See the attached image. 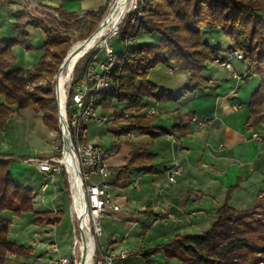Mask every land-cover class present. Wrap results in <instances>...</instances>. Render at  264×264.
<instances>
[{"label": "crops", "instance_id": "1", "mask_svg": "<svg viewBox=\"0 0 264 264\" xmlns=\"http://www.w3.org/2000/svg\"><path fill=\"white\" fill-rule=\"evenodd\" d=\"M107 5L109 7L108 0H0V38H17L13 23L15 14L20 11L37 17L34 10L53 12L63 8L80 18ZM6 13L11 15L8 24L3 22ZM29 29V38L13 46L12 53L14 55L15 48L20 46L25 48L26 55L35 50L40 52L31 61L20 65L17 62L22 68L32 67L43 53L44 35L40 30ZM32 34H39V46L32 44ZM146 38L144 34L141 42L145 43ZM201 38L205 44L219 50L217 57L229 62L232 72L210 63L202 73L208 82L206 89H199L179 101L164 97L145 99L141 112L156 117L153 133L132 132L133 139L120 136L111 140V143H118V153L108 161L112 172L109 185L113 203L119 210L107 209L105 215L112 229L108 241L101 246L130 252L125 260L113 264H138L141 259L146 263V258L154 264L156 256H163L162 252L152 253L154 249L178 237L207 230L215 212L225 202L237 211H245L255 208L259 200L264 199V119L258 125H253L249 119L248 97L250 99L253 91L249 93V86L244 85L248 64L230 54L234 46L219 30L204 28ZM148 81L157 87V91L174 94L189 83V73L173 64H158L150 70ZM240 96L248 100L247 103L240 101ZM195 117L210 119V123L198 129L192 122ZM252 133H258L260 140L252 139ZM56 137V131L43 124L41 113L34 108L13 109L0 129V158L12 160L9 173L17 186L29 187L35 195L34 185L28 177L30 172L45 179L56 176L41 173L28 162L34 158L52 157ZM12 140L19 146H13ZM123 140L127 141V146H122ZM111 143L103 147L109 149ZM137 146L146 147L151 159L143 167L131 168L127 181L118 173ZM174 166L179 167L180 172L172 183L168 179V170ZM135 181L137 189L132 187ZM37 192H41L40 187ZM44 196L45 191L37 195L40 201L34 203V209L53 211L37 209L40 203L43 205ZM160 216L170 219L152 226L151 221ZM32 225L38 231L50 233L57 241H69L70 232L59 236L53 225ZM137 231H141L139 243L131 238ZM152 231L155 235L145 247V235ZM167 261L166 264H182L176 259Z\"/></svg>", "mask_w": 264, "mask_h": 264}, {"label": "trees", "instance_id": "2", "mask_svg": "<svg viewBox=\"0 0 264 264\" xmlns=\"http://www.w3.org/2000/svg\"><path fill=\"white\" fill-rule=\"evenodd\" d=\"M107 9L108 5L77 18L72 12L56 8L54 12L59 19L53 26L30 19L23 11L15 14L13 28L17 38H0V97L3 98L0 129L13 109L32 107L41 113L47 128L58 130V104L53 83L71 44L68 29L73 20L81 19L88 30L81 39L87 38ZM28 27L44 35L43 53L32 67L22 68L17 65L12 47L29 38ZM204 28L219 30L248 64V77L258 79L249 99V119L253 125L264 119V0H138L136 9L121 22L115 40L109 42L114 54L110 74L112 86L100 92L94 104L95 108L110 113L112 123L118 125L115 139L132 132L153 133L156 117L141 112L145 99L164 97L179 101L207 88L208 82L202 73L210 61L219 59V50L202 41ZM144 34L156 38L155 42L139 43ZM116 44L120 49L114 50ZM96 52L90 49L79 59L73 70L72 84L82 77ZM87 55L86 64L78 67ZM168 63L189 73V83L174 94L157 91L148 81L152 68ZM41 81L47 83L45 90L37 87ZM71 101L70 94L68 106ZM116 104L124 107L118 110ZM150 159L146 147H134L118 175L128 181L129 170L145 166ZM11 163V159L0 158V264H5L8 255L28 258L33 253L30 246L8 239L12 217L28 215V221L34 225H57L62 219V210L38 212L34 209L33 190L12 181ZM5 212L11 217H4ZM159 252L166 259H176L182 264H264V199L259 200L255 208L245 211H237L225 202L215 212L206 231L178 237L152 253ZM146 264H152L148 258Z\"/></svg>", "mask_w": 264, "mask_h": 264}, {"label": "built area", "instance_id": "3", "mask_svg": "<svg viewBox=\"0 0 264 264\" xmlns=\"http://www.w3.org/2000/svg\"><path fill=\"white\" fill-rule=\"evenodd\" d=\"M116 33L117 30L99 45L98 51H103L106 58L99 63L93 58L82 77L74 84H72L73 79L71 80L64 106L61 107L59 104L57 117L59 140L53 143V151L59 157L28 160L41 173L50 176L64 174L70 191L68 210L72 225L69 245L63 251L54 236L48 232L37 231L35 233L37 239L30 240L29 243L31 248L33 245L36 246V250L32 248L35 264H113L129 256L130 252L127 250L105 249L98 243L102 235L101 218L109 208L114 211L119 210V207L113 203L110 193L109 178L112 172L108 166V161L118 153V143L113 141L111 147L105 149L102 145L88 139L86 127L89 122L101 124L111 120V117L100 116L94 104L96 96L112 86L110 74L114 54L109 40ZM230 53L233 57L242 58L238 51L233 50ZM210 63L224 66L232 72V67L226 60L213 59ZM70 94L72 103L68 106L67 100ZM192 122L196 128L201 129L210 123V119L195 117L192 118ZM122 136L133 139L132 133ZM168 137L172 139V136ZM251 137L254 140H260L258 133H252ZM65 146H70L73 150L77 176L74 186L71 183L73 171L63 162ZM179 172V167H171L168 170L169 181L174 183ZM132 187L138 188L136 181L132 183ZM46 188L47 184H42L40 191L44 192ZM56 211L53 210V212ZM169 219V216H160L153 219L151 225L166 223Z\"/></svg>", "mask_w": 264, "mask_h": 264}, {"label": "rangeland", "instance_id": "4", "mask_svg": "<svg viewBox=\"0 0 264 264\" xmlns=\"http://www.w3.org/2000/svg\"><path fill=\"white\" fill-rule=\"evenodd\" d=\"M113 1L114 0H111L109 2V7H108L103 19L108 14ZM131 3L132 4H130V6L128 7V10L126 11V13L124 14L122 20L119 22V24L117 25V27L115 29V30H117V33L119 31L118 28H119L121 22L123 21V19L125 17H127L128 14H130L131 12H133L135 10L134 9V5L135 4H136V7H137L138 0H132ZM33 12H35V14L38 15V16L37 17L36 16H34V17L33 16H29L30 19L41 20V21H43L44 24H47V25L53 26L54 25V21L56 19H59L58 14L55 13L54 11L52 12V11H47V10H44V9H39V10L37 9V10H34ZM9 16L11 17V15L8 14V13L4 14L3 18H6V19H4L5 21H3V22L6 23V21H7V24H8V19H9L8 17ZM72 22L74 24L72 23V25L69 27L68 33H67L68 36L71 39V44H70V47H69L68 51L70 50V48L73 45L77 44L78 42L84 41L86 38L85 39H81V38L84 37L85 34L88 31L87 27L82 24V20L81 19H79L77 21L73 20ZM75 22H77V23L75 24ZM99 24H98V26H99ZM96 28L93 30V32L96 30ZM27 29L30 30L29 27ZM115 30H113L111 33H113ZM111 33H108L107 35H105L104 38H102L100 41H98L91 48L92 51H95V52L97 51L96 54H95V58H94V60L97 63L103 61L106 58L105 53L103 51H98V49H99L100 43L103 42L104 40H106V38H108L109 35H111ZM146 36H147V38L144 41L145 43L153 44L155 42L154 40L156 38H154L153 36H148V35H146ZM10 38L13 39L14 36H9L7 39H10ZM38 38H39V34H36V35L32 34L31 40H32V44L34 46H39V42L37 41ZM113 38H114V36H111L109 42H111V40ZM114 40L115 39H113V41ZM141 41L142 40L139 39V43H142ZM118 49H120V45L116 44V46L114 47V50H118ZM68 51H67V53H68ZM39 52L40 51L35 50L30 55H26L25 48L20 46V47H16L15 48L14 56H16V60L19 63L18 65H20L21 63H26V61H31L32 59L38 57ZM88 56L89 55H87L85 59L83 58V59L80 60V62L78 64V67L82 68L86 64ZM209 64H210V62H209ZM73 70H74V68H73ZM57 73H58V71H57ZM57 73H56V75H57ZM73 76H74V73L72 71V73L70 75H68V78H70V80L65 86L66 92L68 91V88L70 86L71 80L73 79ZM244 80L247 81L246 83H244V85L249 86V89H250L249 93H251V91H254L253 89H255V87H257V85L259 83L258 79L256 77H248V73L244 77ZM53 86H54V91H55V95H56L55 81L53 83ZM32 87H34V86H31V88ZM37 87L40 88L41 90H45L47 88V83L45 81H41V82H39L37 84ZM241 96L239 98L240 101H242L244 103H247V101L249 100V97H248V100H246L245 98H243ZM56 100H57V97H56ZM116 107H117L118 110H121L124 107V105L123 104H116ZM98 110H99V115L100 116H108V117H110V115H111L108 112L101 111L100 108H98ZM86 127H87L88 139L90 141L98 143V144H100L102 146L110 145L111 140L114 138V132L117 131V129H118V125H114L111 120L106 122V123H101V124H98V123H95V122H89L86 125ZM6 130H8V129H6ZM56 134H57L56 139H57V142H58V140H59L58 130H56ZM11 142L13 143V146H15V147L19 146V145L15 144L14 140H12ZM122 144H123L122 146H127V141L123 140ZM17 151H20V150H17ZM121 155H123V152H121ZM52 157H59V156L54 153V155ZM28 177L30 178L31 182L33 183L34 189H35L34 190L35 191V195H33V196H35L34 199H33V204L34 203L36 204V203H38L40 201L38 199V197H37V195L41 193V192L40 193L37 192L39 187H40V185H42L44 183L48 184V188H46V190H45V196H44L43 205L40 203L37 206V209H40V210H51V209H53V210H57L58 212H59V210H62V219H61L60 223L57 224V225H53V226H55V229H54L55 233H57L59 236H62L66 232H70L71 225H72L71 221H70L69 210H68V208L70 206V191H69V185H68L66 176L58 174L54 178L45 179V178L40 177L38 175L32 174L30 172ZM3 216L6 217V218H10L11 217L8 212H5L3 214ZM27 217H28V215H25V217H12V224L9 227L8 239L10 241L16 243V244L29 247L30 246V244H29L30 240H36L37 239V237H35V233L38 231V229L35 226H33L26 219ZM109 222L110 221L108 220V216H106V215L103 216L101 221H100V224H101V227H102V235L98 239V243L100 245H103V244H105L108 241V234L111 232V229H112L109 226ZM41 225H45V224H41ZM204 231H206V230H204ZM39 232L42 233L43 231L39 230ZM154 232L155 231L146 233L145 237H146L147 241H145V245H144L145 247L149 246L148 242H150L151 238L155 235ZM203 232H201V233H203ZM140 233H141V231H137V232H133L132 233L131 238H132V240L135 243L136 242L139 243L141 241V239L139 238ZM58 245L64 251L68 247L69 241H67V239H64L62 241H58ZM150 246L154 247V244H151ZM32 248L34 250H36V246L33 245ZM153 261H154V264H166L168 262L167 259H164V257L162 255L156 256ZM5 264H35V263H34L32 255L30 257H28V258L19 257V256H15V255H8ZM138 264H146V263H145V261L143 262V260L141 259V260H139Z\"/></svg>", "mask_w": 264, "mask_h": 264}, {"label": "bare ground", "instance_id": "5", "mask_svg": "<svg viewBox=\"0 0 264 264\" xmlns=\"http://www.w3.org/2000/svg\"><path fill=\"white\" fill-rule=\"evenodd\" d=\"M132 0H114L111 8L106 15V17L101 22L100 27L97 31L86 41L78 42L70 48L69 56L67 57L63 67L61 68L57 76V90L58 98L61 107L64 106L66 99L65 86L69 82L70 75L77 61L81 58L84 52L89 51L98 41L104 38L105 35L111 33L116 29L119 22L122 20L124 14L128 10ZM63 162L69 167L73 173L71 174V183L74 186V181L76 180L75 175V161L73 150L70 146H65V157Z\"/></svg>", "mask_w": 264, "mask_h": 264}, {"label": "water", "instance_id": "6", "mask_svg": "<svg viewBox=\"0 0 264 264\" xmlns=\"http://www.w3.org/2000/svg\"><path fill=\"white\" fill-rule=\"evenodd\" d=\"M103 21V20H102ZM101 21V22H102ZM101 22H100V24H99V26L96 28V30L89 36V37H87L84 41H86V40H88L96 31H97V29L100 27V25H101ZM70 51V50H69ZM68 51V53H67V55H66V57L64 58V60H63V62H62V64H61V66H60V68H59V70H58V73H57V75L55 76V85H56V97H57V103H58V108L60 107V103H59V98H58V90H57V76H58V74H59V72H60V70H61V68L63 67V65H64V63H65V61H66V59H67V57L69 56V52ZM87 52V51H86ZM86 52H84L83 53V55L86 53ZM82 55V56H83Z\"/></svg>", "mask_w": 264, "mask_h": 264}]
</instances>
